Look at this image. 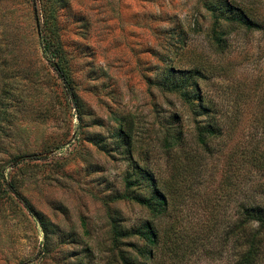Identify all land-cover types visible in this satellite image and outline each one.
Listing matches in <instances>:
<instances>
[{"label": "rangeland", "instance_id": "374dc122", "mask_svg": "<svg viewBox=\"0 0 264 264\" xmlns=\"http://www.w3.org/2000/svg\"><path fill=\"white\" fill-rule=\"evenodd\" d=\"M229 1L264 25V0ZM211 17L201 0H0V89L11 91V130L0 139V264H121L118 250L130 248L114 246L113 228L151 218L125 196L130 160L170 188L162 233L174 222L180 235L193 234L190 225L211 227L183 264H228L235 246L206 236L223 232L237 205H250L254 190L260 201L264 190L263 170L242 160L263 132L264 26L235 31L220 50ZM44 40L81 120L43 55ZM170 66L201 74L198 93L222 128L209 152L195 147L186 101L156 84ZM173 114L185 146L168 153L162 139ZM121 123L132 131L129 146L115 134Z\"/></svg>", "mask_w": 264, "mask_h": 264}, {"label": "trees", "instance_id": "16d2710c", "mask_svg": "<svg viewBox=\"0 0 264 264\" xmlns=\"http://www.w3.org/2000/svg\"><path fill=\"white\" fill-rule=\"evenodd\" d=\"M201 6L212 16L211 44L220 50L224 47L227 38L235 31H259L264 26L252 18L251 14L244 8L245 6H237L229 0H201ZM44 44L43 55L63 82L77 118L81 120L77 98L73 93L65 69L56 61V54L51 51L49 42L44 40ZM200 77L201 74L197 71L184 72L170 66L163 72L161 80H157L156 84L166 92L179 94L186 101L195 125V147L209 152L210 143L213 139L222 135V128L216 122L211 123L212 109L208 107L198 93L197 81ZM10 93V88L5 84L2 85L0 89V139L7 130H11L9 127V108L4 99ZM198 117H203V120L199 121ZM169 119L165 136L162 139V148L168 153L174 148L184 151V131L175 126L178 117L173 114ZM259 119L263 131L262 136L255 143L247 144L248 146L244 148L242 160L245 158L246 163L250 164L251 167L264 172V109ZM123 126L124 124L121 123L115 134L120 138V141L129 146L132 140V131H127ZM103 145L105 146V144ZM185 159H188L187 155ZM129 165L131 171L124 179L126 184L125 196L150 211L151 218L137 222L129 228L121 225L113 228L114 246L118 247L123 244V246L130 248L128 250L123 248L118 250L119 262L121 264H154L157 259L162 258L168 260L169 264H183L185 259L195 254L201 245L200 240L202 238L199 235L201 229L203 233L205 229L211 227L204 224L203 227L197 229L190 225L189 229L195 232L193 234L192 232H183L180 235L175 233L178 232V229H176L178 223L174 222L168 226V229L164 228L162 233L158 226H161V221H165L169 217L172 199L170 188L165 182H161L154 172L138 162L130 160ZM189 168V172L193 170L192 166ZM10 189L12 193L16 194L28 212L38 218L33 209L21 199L12 185H10ZM257 192L254 190L252 196L248 197L247 200H252L250 205L248 203L237 205V218L233 224L231 222L223 228V232L211 229L207 232V236L204 235L203 237L205 240L209 234L215 232L214 235L219 241H222L223 245L231 243L232 246H235V253L228 264H264V190L260 192L261 199H258L260 201H256L255 195ZM38 220L44 234L48 235V227L45 226L43 221ZM255 225L256 228H254ZM173 233L176 236L172 240Z\"/></svg>", "mask_w": 264, "mask_h": 264}]
</instances>
